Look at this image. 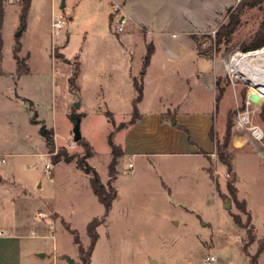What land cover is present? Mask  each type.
Returning <instances> with one entry per match:
<instances>
[{
  "label": "rangeland",
  "instance_id": "374dc122",
  "mask_svg": "<svg viewBox=\"0 0 264 264\" xmlns=\"http://www.w3.org/2000/svg\"><path fill=\"white\" fill-rule=\"evenodd\" d=\"M240 1L30 0L22 22L24 0H1L0 229L21 227L23 243L32 250L23 264H69L64 255L72 258L71 264H202L209 253H215L217 264H248L264 238V99L248 102L251 84L232 70L231 59L264 48L242 50L264 19V0L238 14L229 38L216 40V31L237 15ZM52 16L64 20L58 31L51 30ZM119 25L122 30L116 31ZM17 44L18 69L13 56ZM147 55L148 105L165 103L172 114L187 99L192 110L218 111V127L230 117L232 127L261 129L254 148L225 149L234 175L229 172L226 178L225 170H218L219 182L234 185L240 176L236 195L245 202V213L229 194L230 207L224 208L214 182L208 186L198 179L199 185H189L175 176L180 170L172 172L169 193L159 175L142 170L138 162L131 172L128 156L118 158L110 177V143L123 151L122 133L132 121L136 91L128 75L131 70L143 81ZM243 66L264 79V63ZM193 67L211 75L217 103L208 81L185 82V71ZM77 100L80 105L74 107ZM76 118L78 141L72 132ZM41 127L52 131L53 152ZM215 142L212 157L218 159L223 137ZM45 164L51 166V181ZM85 164L114 189L106 215L89 186ZM218 175L211 173L214 181ZM247 213L255 237L244 249L246 233L233 214L245 224ZM91 221L98 237L87 255ZM36 250L44 256H36ZM257 264H264V250Z\"/></svg>",
  "mask_w": 264,
  "mask_h": 264
},
{
  "label": "crops",
  "instance_id": "0c3cea01",
  "mask_svg": "<svg viewBox=\"0 0 264 264\" xmlns=\"http://www.w3.org/2000/svg\"><path fill=\"white\" fill-rule=\"evenodd\" d=\"M150 65L151 59L145 70L141 71L143 75V97L138 102L139 116L122 133L123 157L128 156V159L130 158L127 165L129 163L133 164L130 167L131 172H133V167L138 162L142 166V170L159 175L160 184L165 189H168L169 193L172 192L174 184L171 175L176 174L179 170L180 173L175 176L186 178L189 185H199L196 182L198 179L204 181L206 185L214 182L217 193L221 196L224 205L228 195L227 181L219 182L218 170L220 168H223L225 172L227 170L222 163L212 157L217 144L210 139L209 134L213 128L215 139H222L225 134V124L219 127L216 124L218 111L214 114L209 108L205 111L192 110L186 105L187 99L176 104L172 108V114H170V109L166 107L165 103L156 107L148 105L146 103L148 90L152 87V83H149L147 78ZM214 72L216 73V69ZM185 73V82L194 80L198 82L208 81L207 83L212 87L214 101L217 103L215 85L211 83V75L208 72L204 75L201 69L193 67L186 70ZM133 76L136 75L130 70L128 79L131 86ZM221 101H223V98L220 99ZM171 121L173 122L171 123ZM256 127L258 126L256 125ZM247 129L248 127H241L239 124L232 127L227 146L229 152L233 149H242L246 145L251 146V148L255 147L259 139L252 135L251 128L248 129L249 131ZM212 171L215 176L218 175L215 181L211 176ZM231 173L234 175L233 169ZM239 178L240 176L238 175L234 179L235 188V181ZM237 199L239 200L238 197ZM250 224L254 228L251 215ZM242 230L245 232V229ZM24 236L21 227L18 225L10 224L0 229V264H23L24 259L32 251L31 248L25 247L23 243ZM37 251L35 253H38Z\"/></svg>",
  "mask_w": 264,
  "mask_h": 264
},
{
  "label": "trees",
  "instance_id": "16d2710c",
  "mask_svg": "<svg viewBox=\"0 0 264 264\" xmlns=\"http://www.w3.org/2000/svg\"><path fill=\"white\" fill-rule=\"evenodd\" d=\"M261 2H262V0H242V1H240L235 8L237 15L230 17V20L228 21V23L224 26H221L222 30L219 29L216 31L217 42H220L222 39L224 40V39L229 38V36L233 33V31L235 30V28L238 24V17L237 16L244 8L256 6ZM29 6H30V0H24V3L21 7V21L22 22H24V19L28 13ZM2 20H3V7H2L1 0H0V28H1ZM262 46H264V19L260 25V28L256 32L252 42H250L247 46L243 47L242 50L243 51L254 50V49H258ZM1 48H2V39L0 36V55H1ZM18 49H19V44H17L16 47L13 49V56H14V59L16 61V68L17 69L20 66V60L16 55V52ZM148 52L150 54L152 53L151 51H149V48H148ZM148 58H149V55H147V57L145 58V65H147L149 62ZM77 71H78L77 68L74 69L72 79L75 78V74L77 73ZM70 83L73 84V80H71ZM132 85L136 91V95L132 99V111H131L132 121H131V123H133L136 120V118H138V116H139L137 104L143 97L142 82L141 81L138 82V80L135 77H132ZM218 100H219V96L216 97V101H218ZM77 119L78 118H76V120ZM231 128H232V123H231L230 117H228L227 121H226V129H225V134L223 136L222 146H221V148L220 147L217 148L218 149V152H217V158L218 159L217 160L226 167L227 172H231V170H232L231 162H230V156H229V154L225 153V149L228 146L229 139L231 136ZM40 134L46 138L49 151L53 152L54 143H53V138H52V131L45 129V127H41L40 128ZM209 136H210V139L212 141L213 140L215 141L213 128L210 130ZM110 145H111V154L112 155H111V159H110L109 164H108V173H109L110 177H113L115 174V166L118 162V158L121 157L124 153H123V151L118 149L113 143H110ZM57 156L58 155L54 156V158H56ZM84 171L90 174L89 186H90L92 192L96 195L97 200L103 204L104 214L106 215L111 208L112 200L115 196L114 189L111 187L109 182L107 183V187H105V185H103L102 182L100 181L99 175L96 172V170L93 169L88 164H85ZM226 188L228 190L229 196L235 202L238 209L245 213L246 212L245 211V202L243 200L239 201L237 199L236 188L234 187L233 182L231 183V182L227 181ZM233 219H234V221L238 227L245 229V233H246V239L245 240L246 241L244 243V249H246L247 244L253 242L254 237H255L253 235V232H252L253 226L251 224L248 225L250 223V215L247 213L245 224L241 223V221L237 215L233 214ZM87 232L89 235V245H88V248L86 249L87 250L86 252H87V255H89L90 252L92 251V249L95 245V242L97 240V237H98V235L94 229V222L93 221H91L87 224ZM76 242H78V241L76 240ZM263 250H264V238L259 242L256 252L249 257L248 264H257V257ZM82 251H83V249L79 247V253L80 254H82Z\"/></svg>",
  "mask_w": 264,
  "mask_h": 264
},
{
  "label": "bare ground",
  "instance_id": "6f19581e",
  "mask_svg": "<svg viewBox=\"0 0 264 264\" xmlns=\"http://www.w3.org/2000/svg\"><path fill=\"white\" fill-rule=\"evenodd\" d=\"M256 62L264 63V48L244 54L237 53L231 59V67L234 72L240 74L251 84L249 93H256L259 101H262L264 99V79L256 76L254 69L243 66L245 63L252 65Z\"/></svg>",
  "mask_w": 264,
  "mask_h": 264
},
{
  "label": "built area",
  "instance_id": "2783aa9c",
  "mask_svg": "<svg viewBox=\"0 0 264 264\" xmlns=\"http://www.w3.org/2000/svg\"><path fill=\"white\" fill-rule=\"evenodd\" d=\"M236 1L238 2L240 0H236ZM113 8L116 9L117 6L113 5ZM63 24H64L63 19H61V18L54 19L53 16L51 17L50 26H51V30L53 32L56 30L57 31L60 30L61 27L63 26ZM120 30H122L121 25L116 27V31H120ZM248 102H250V101L248 100ZM246 120H247V116H246ZM251 133L254 137H256L258 139H261V137H262L261 129H259L256 126L251 127ZM132 165H133L132 163H129L128 167H132ZM43 171H44V174L46 175V178L51 181L53 179V175H52V170H51L50 164H45ZM224 176L226 178H230V174L228 172H225ZM39 215H42V214L39 213ZM31 236H35V233L31 232ZM50 237L53 238L54 236L51 234ZM217 262H218V258L215 255V253H209L204 257L202 264H217Z\"/></svg>",
  "mask_w": 264,
  "mask_h": 264
},
{
  "label": "water",
  "instance_id": "95a60500",
  "mask_svg": "<svg viewBox=\"0 0 264 264\" xmlns=\"http://www.w3.org/2000/svg\"><path fill=\"white\" fill-rule=\"evenodd\" d=\"M64 2L61 3V6L63 7ZM23 29V26H21L16 32H15V36H19L21 31ZM249 101L252 102H256V103H260L261 101H259V96L256 93H249L247 96ZM74 107H79L80 103L79 101H74L73 102ZM173 121H171L172 123ZM72 132H73V139L74 141H78L81 138V134H80V121L79 118L75 121V123L73 124V128H72ZM224 208H228L230 207V202L227 200L226 203L223 205ZM36 256L38 257H43L44 254L41 252L36 253ZM64 258H66L68 260V263L71 264L72 263V258H70L68 255H64Z\"/></svg>",
  "mask_w": 264,
  "mask_h": 264
}]
</instances>
